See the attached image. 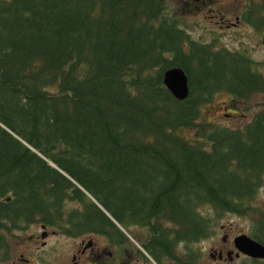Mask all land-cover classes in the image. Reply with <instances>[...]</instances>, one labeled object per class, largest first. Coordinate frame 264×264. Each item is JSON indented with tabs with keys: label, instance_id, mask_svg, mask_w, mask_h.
Returning <instances> with one entry per match:
<instances>
[{
	"label": "trees",
	"instance_id": "obj_1",
	"mask_svg": "<svg viewBox=\"0 0 264 264\" xmlns=\"http://www.w3.org/2000/svg\"><path fill=\"white\" fill-rule=\"evenodd\" d=\"M167 3L0 0V264L34 222L115 245L144 227L157 264H198L219 212L248 215L264 244V104L235 127L198 119L217 91L264 93V58L193 37ZM240 18L264 34V0Z\"/></svg>",
	"mask_w": 264,
	"mask_h": 264
},
{
	"label": "rangeland",
	"instance_id": "obj_2",
	"mask_svg": "<svg viewBox=\"0 0 264 264\" xmlns=\"http://www.w3.org/2000/svg\"><path fill=\"white\" fill-rule=\"evenodd\" d=\"M247 2L248 0H168L167 12L178 16L195 38L206 41L214 39L217 45L245 49L255 58L262 59L264 58V34L240 18L243 4ZM257 68L264 72V67L257 66ZM263 104L264 93L262 92L243 99L227 91H217L209 101L201 104L198 119L213 120L235 127L250 120L254 112ZM184 132L188 136L199 135V129L195 127L185 128ZM253 204L264 208V188L259 189ZM69 205L73 204L69 203L67 207H70ZM205 209L209 213H214L208 207L203 208ZM250 226L251 220L248 215L219 212L211 234L193 243V247L200 252L198 264H250L251 258L243 254L236 256L239 254L233 253L232 257L225 255L224 259L214 256L217 248L232 247L231 239L237 234L246 232L250 235ZM46 228L50 233L45 236L39 222L31 223L24 229L15 230L9 236L10 257L4 260L3 264H72L73 252L79 253V260H77L79 264H122L119 259L126 262L125 264H139L143 261L138 260L140 256L137 248H140L141 239L146 235L144 227L132 225L130 229L134 237L129 236V239L121 245L112 244L102 234L85 233L69 236L51 226ZM224 236L227 237L226 240ZM90 237L94 240V246L88 248L86 253H81V238H84L86 242ZM225 242L226 244L223 245ZM147 259L142 264H156L150 258ZM166 264L175 263L166 261Z\"/></svg>",
	"mask_w": 264,
	"mask_h": 264
},
{
	"label": "water",
	"instance_id": "obj_3",
	"mask_svg": "<svg viewBox=\"0 0 264 264\" xmlns=\"http://www.w3.org/2000/svg\"><path fill=\"white\" fill-rule=\"evenodd\" d=\"M163 82L176 97L183 98L187 95V76L181 67H172L166 69L163 72ZM6 198L8 199L9 195L6 196ZM42 227H45V224H42ZM234 243L240 252L253 257L264 258V244L254 239L246 232L237 234L234 237Z\"/></svg>",
	"mask_w": 264,
	"mask_h": 264
},
{
	"label": "flooded vegetation",
	"instance_id": "obj_4",
	"mask_svg": "<svg viewBox=\"0 0 264 264\" xmlns=\"http://www.w3.org/2000/svg\"><path fill=\"white\" fill-rule=\"evenodd\" d=\"M41 227H42V224H41ZM43 232L42 233H45L44 234V236L46 235V234H49L50 233V231L49 230H47V228H46V226L45 227H43ZM44 231H46V232H44ZM52 232H55V231H52ZM93 233V232H92ZM87 234H90V233H87ZM224 238V240H226L227 239V237L226 236H224L223 237ZM234 237H232V239H233ZM231 239V245H232V247H227V248H223V247H220V248H217L216 250H215V252H216V254L214 253V256H219L221 259H224V256L226 255L227 257H232L233 256V253L235 254H239V255H236V256H240L241 254H243L244 256H248V257H250V258H253V259H261V260H264V258H261V257H252V256H250V255H247V254H245V253H241V252H238L237 250V247L235 246V243L234 242H232V241H234V239L232 240ZM80 242L82 243V245H81V249H80V252L81 253H86V251L88 250V248H92L93 246H94V240L90 237L86 242H84V238H81V240H80ZM224 244H226V242L225 243H223V245ZM234 244V245H233ZM121 245V244H120ZM230 245V246H231ZM140 249H141V251H142V253L140 252V251H138L137 250V252H138V255L140 256V258H138V260H143V261H147L148 259L147 258H150L152 261H155L149 254H147V252L140 246ZM136 253V252H135ZM131 255V254H130ZM129 255V259H131V256ZM71 259H72V264H79V262L77 261V260H79V253H77V252H73L72 253V255H71ZM220 259V260H221ZM119 261L120 262H122V264H125L126 262H124L122 259H119ZM143 261H141L139 264H142L143 263ZM134 263H136V261H133ZM156 262V261H155ZM129 264V263H128ZM156 264H157V262H156ZM220 264H222V263H220Z\"/></svg>",
	"mask_w": 264,
	"mask_h": 264
}]
</instances>
